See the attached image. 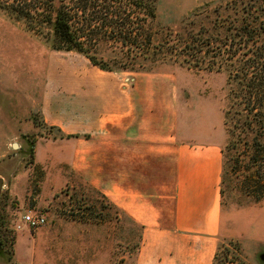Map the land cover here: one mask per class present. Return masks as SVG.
<instances>
[{
	"label": "rangeland",
	"instance_id": "1",
	"mask_svg": "<svg viewBox=\"0 0 264 264\" xmlns=\"http://www.w3.org/2000/svg\"><path fill=\"white\" fill-rule=\"evenodd\" d=\"M237 1L243 0H157L156 29L163 36L171 37L172 33L174 38L179 28L199 24L203 17L194 15L213 20L216 14L225 12L226 17L232 10L226 12L225 8ZM106 53L114 55L111 49ZM92 67L80 54L52 50L26 32L22 24L0 13V264L16 263L12 256L14 237L17 239L19 234L20 239H44L37 233L48 226L50 239H103V256L99 257L103 264L135 262L139 228L115 210L103 212V205L109 203L72 173L70 141L45 123L41 111L50 76L59 81ZM127 67L135 72H121L122 77L141 71L175 74L181 116L204 129L215 128L226 150L228 199L221 211L220 241L228 249L227 262L264 264V147L261 152L251 151L252 144L241 141L237 128L233 136L227 134L226 75L193 70L173 61L131 62ZM15 143L18 149L13 148ZM30 210L44 215L47 225L35 232L16 231L22 215ZM73 218H94L99 226L73 223ZM20 251L17 259L21 264H31V249L23 245ZM95 252L89 250L90 263L94 262ZM36 257L35 263L38 251Z\"/></svg>",
	"mask_w": 264,
	"mask_h": 264
},
{
	"label": "crops",
	"instance_id": "2",
	"mask_svg": "<svg viewBox=\"0 0 264 264\" xmlns=\"http://www.w3.org/2000/svg\"><path fill=\"white\" fill-rule=\"evenodd\" d=\"M49 80L44 121L80 136L68 138L72 173L142 228L136 264H213L221 239L223 142L214 127L181 116L178 77H122L93 66ZM50 232L48 226L37 233L44 239L18 234L15 264L23 245L31 264H103V239H50Z\"/></svg>",
	"mask_w": 264,
	"mask_h": 264
},
{
	"label": "trees",
	"instance_id": "3",
	"mask_svg": "<svg viewBox=\"0 0 264 264\" xmlns=\"http://www.w3.org/2000/svg\"><path fill=\"white\" fill-rule=\"evenodd\" d=\"M238 2L225 8L226 12L232 10L226 17L225 12H216L213 20L194 15V18L203 17L199 24L179 28L174 38L172 33L171 37L163 36L156 29L157 0H0V13L22 24L26 32L43 40L52 50L80 54L104 72H135L127 67L131 62L173 61L193 70L224 73L227 77L225 130L231 137L237 128L241 141L251 143V151L261 152L264 147V0ZM109 49L114 55H107ZM53 128L64 138H80L65 136ZM222 152L225 160L226 150ZM226 179L224 162L222 207L228 199ZM95 192L109 203L103 205V212L120 213L104 195ZM73 220L97 222L94 218ZM138 228L137 252L142 235V228ZM3 253L5 257L9 254L5 249ZM136 259L137 255L133 264ZM227 260L228 249L220 241L213 264H228Z\"/></svg>",
	"mask_w": 264,
	"mask_h": 264
},
{
	"label": "built area",
	"instance_id": "4",
	"mask_svg": "<svg viewBox=\"0 0 264 264\" xmlns=\"http://www.w3.org/2000/svg\"><path fill=\"white\" fill-rule=\"evenodd\" d=\"M47 225V218L37 212L28 211L21 217V223L15 227L16 231L28 230L31 232L38 231Z\"/></svg>",
	"mask_w": 264,
	"mask_h": 264
},
{
	"label": "water",
	"instance_id": "5",
	"mask_svg": "<svg viewBox=\"0 0 264 264\" xmlns=\"http://www.w3.org/2000/svg\"><path fill=\"white\" fill-rule=\"evenodd\" d=\"M13 148H14V149H18V148H19V145H18L17 143H15V144H13ZM2 187H3V182H2V180L0 179V193H1Z\"/></svg>",
	"mask_w": 264,
	"mask_h": 264
}]
</instances>
